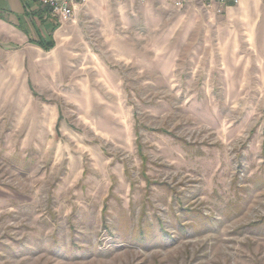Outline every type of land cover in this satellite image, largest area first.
<instances>
[{"label":"rangeland","instance_id":"374dc122","mask_svg":"<svg viewBox=\"0 0 264 264\" xmlns=\"http://www.w3.org/2000/svg\"><path fill=\"white\" fill-rule=\"evenodd\" d=\"M80 3L0 60V264H264V1Z\"/></svg>","mask_w":264,"mask_h":264},{"label":"crops","instance_id":"0c3cea01","mask_svg":"<svg viewBox=\"0 0 264 264\" xmlns=\"http://www.w3.org/2000/svg\"><path fill=\"white\" fill-rule=\"evenodd\" d=\"M57 23L37 0H0V60H12L15 50L42 51L38 42Z\"/></svg>","mask_w":264,"mask_h":264},{"label":"built area","instance_id":"2783aa9c","mask_svg":"<svg viewBox=\"0 0 264 264\" xmlns=\"http://www.w3.org/2000/svg\"><path fill=\"white\" fill-rule=\"evenodd\" d=\"M83 1V0H82ZM126 2L128 0H117ZM174 8L181 9L192 2H199L202 9L206 11L214 10L217 14H222L224 10L233 4H239L240 0H165ZM264 1V0H261ZM40 7L47 10L55 21H71L75 15L77 6L81 0H37Z\"/></svg>","mask_w":264,"mask_h":264},{"label":"trees","instance_id":"16d2710c","mask_svg":"<svg viewBox=\"0 0 264 264\" xmlns=\"http://www.w3.org/2000/svg\"><path fill=\"white\" fill-rule=\"evenodd\" d=\"M43 49H47L48 46H46L45 42L38 43Z\"/></svg>","mask_w":264,"mask_h":264}]
</instances>
